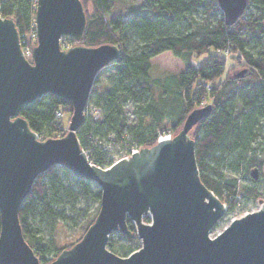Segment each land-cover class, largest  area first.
I'll return each mask as SVG.
<instances>
[{
	"label": "trees",
	"instance_id": "16d2710c",
	"mask_svg": "<svg viewBox=\"0 0 264 264\" xmlns=\"http://www.w3.org/2000/svg\"><path fill=\"white\" fill-rule=\"evenodd\" d=\"M82 3L86 26L81 39L65 37L61 42L111 43L120 49L119 58L96 73L90 90L88 103L100 108V116L85 115L77 131L92 162L102 165L105 153L99 141L109 134L121 145L151 146L158 130L167 128L166 122L175 134L193 108L210 103V114L189 132L201 181L228 204L226 213L234 208L238 195L246 200L264 196V181L257 184L258 178H264V0H247L233 25L224 23L217 0H142L138 7L121 12H114L116 0ZM34 13L35 0H0V16L12 17L20 36L32 30ZM164 51L180 59L184 68L154 75L150 59ZM229 59L233 65L228 67ZM243 68V75L235 76ZM56 110L70 116L72 108L45 94L23 106L21 115L45 139L66 132ZM254 167L256 179L250 176ZM237 175H245L251 183H240ZM99 202L96 184L52 165L36 177L19 209L24 238L41 261L49 262L81 238ZM91 203L96 207L90 211ZM80 219V235L66 245L47 243L40 236L37 242L32 240L39 231L36 220L54 226ZM144 221H149L147 215ZM127 225L135 230L128 218ZM113 233L107 245L117 254L125 256L140 246L135 235L129 238L119 231L117 235L127 243L117 245Z\"/></svg>",
	"mask_w": 264,
	"mask_h": 264
},
{
	"label": "water",
	"instance_id": "95a60500",
	"mask_svg": "<svg viewBox=\"0 0 264 264\" xmlns=\"http://www.w3.org/2000/svg\"><path fill=\"white\" fill-rule=\"evenodd\" d=\"M217 3L224 23L233 25L247 0ZM34 23L30 61L14 19L0 16V264H264V198L211 234L226 207L200 179L189 132L212 105L193 108L172 137L100 167L80 146L77 131L96 73L117 60L120 49L111 43L62 45L65 37L78 41L83 35L82 0H35ZM45 94L71 105L62 136L39 138L21 115L23 106ZM52 165L96 184L100 202L81 238L45 262L24 238L18 213L36 177ZM257 173L250 170L253 179ZM118 231L135 235L140 246L125 256L110 250L109 237Z\"/></svg>",
	"mask_w": 264,
	"mask_h": 264
},
{
	"label": "rangeland",
	"instance_id": "374dc122",
	"mask_svg": "<svg viewBox=\"0 0 264 264\" xmlns=\"http://www.w3.org/2000/svg\"><path fill=\"white\" fill-rule=\"evenodd\" d=\"M142 0H116L114 12H121L126 9H129L131 7H138L141 4ZM87 9H91L90 1H87ZM30 32V31H29ZM29 32L25 33L28 34ZM152 64V72L154 75L157 74H167L169 72H178L184 68V63L174 57L170 51H164L160 54H157L156 56L152 57L150 59ZM233 65V62L231 59L228 60V67ZM205 105V104H204ZM202 106V105H201ZM86 107L88 110L91 108V104L87 102ZM126 110L129 113L130 122H132V119H134V115L131 113L132 105L128 104L126 105ZM62 126L64 128H67V124L69 121L70 116L67 113H63L62 116ZM167 128H170V125L166 122L164 125ZM164 126L162 128H164ZM174 133H172V136ZM39 137V136H38ZM225 173L229 176H233V173H230L228 171H225ZM238 181L240 183H251L250 179H248L245 175H237ZM259 181L257 182L262 184V181H264V178H258ZM264 196L258 197L256 199H244L236 197L234 208L226 213V210L228 208V204L224 202L226 210L223 215V217L218 221V225L212 230L211 234L214 235L219 230H221L233 217H238L245 213L246 211L257 209L261 202L260 200L263 199ZM96 207V203H91L90 205V211L93 210ZM99 208V207H98ZM98 211V210H97ZM38 224L36 226L39 227V231L35 233V236L32 237L33 242H37L38 236L42 237L43 241L54 242L55 244L60 243L62 245H66L71 241H74L81 233V219L78 220V223H71L69 221H65L63 225L55 224L52 226L51 224H47L45 222H39L36 220V223ZM113 239L116 241V244H126V240L120 236L117 235L116 232L112 235Z\"/></svg>",
	"mask_w": 264,
	"mask_h": 264
},
{
	"label": "built area",
	"instance_id": "2783aa9c",
	"mask_svg": "<svg viewBox=\"0 0 264 264\" xmlns=\"http://www.w3.org/2000/svg\"><path fill=\"white\" fill-rule=\"evenodd\" d=\"M34 26L35 23L33 22L32 30L28 34H23L19 37L22 53L30 61L32 58V47L36 43V32ZM62 45L64 47L70 46V44L67 43L65 40H63ZM84 113L85 115H91L93 118H98L100 116V108L91 105L90 110H88V108L86 107ZM60 116H62V112L60 110H56V117ZM172 133L173 132L170 128L158 130L156 140L170 138L172 137ZM99 148L102 152L105 153V159L102 165H97L105 168L110 166L118 159H121L123 157H129L131 154L138 151L141 146L137 144L128 143H123V145H121L120 143L114 140L111 134H109L106 139L99 141Z\"/></svg>",
	"mask_w": 264,
	"mask_h": 264
}]
</instances>
